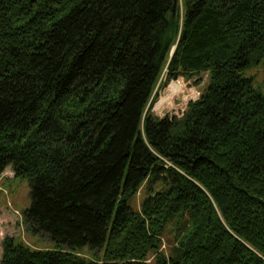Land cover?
<instances>
[{"label": "trees", "instance_id": "obj_1", "mask_svg": "<svg viewBox=\"0 0 264 264\" xmlns=\"http://www.w3.org/2000/svg\"><path fill=\"white\" fill-rule=\"evenodd\" d=\"M263 59L264 0H0V174L55 244L6 237L1 264H264Z\"/></svg>", "mask_w": 264, "mask_h": 264}, {"label": "rangeland", "instance_id": "obj_2", "mask_svg": "<svg viewBox=\"0 0 264 264\" xmlns=\"http://www.w3.org/2000/svg\"><path fill=\"white\" fill-rule=\"evenodd\" d=\"M247 75L255 78V86L264 89V59L257 65L251 66ZM203 79L196 83L198 76L192 79L180 77L165 84L163 77L160 79L154 92L152 112L160 117L166 115L181 116L191 100L200 96L201 91L208 82V74H201ZM156 182L154 189L159 188ZM144 185L131 204L139 208L140 203L148 195ZM31 186L28 178L16 177L11 166L0 174V264L3 255V241L6 237H14L17 240L37 249H51L55 247L53 240L45 234L31 231L24 219V211L31 205ZM88 257L101 256L98 249H90L88 246L83 250Z\"/></svg>", "mask_w": 264, "mask_h": 264}]
</instances>
